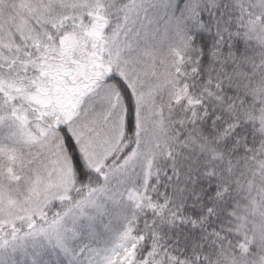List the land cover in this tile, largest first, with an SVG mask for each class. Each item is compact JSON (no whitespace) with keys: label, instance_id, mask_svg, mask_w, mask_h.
<instances>
[{"label":"snow or ice","instance_id":"snow-or-ice-1","mask_svg":"<svg viewBox=\"0 0 264 264\" xmlns=\"http://www.w3.org/2000/svg\"><path fill=\"white\" fill-rule=\"evenodd\" d=\"M0 264H264V0H0Z\"/></svg>","mask_w":264,"mask_h":264}]
</instances>
